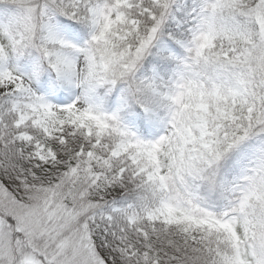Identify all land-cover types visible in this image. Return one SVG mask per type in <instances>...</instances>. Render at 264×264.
Returning a JSON list of instances; mask_svg holds the SVG:
<instances>
[{"label":"snow or ice","instance_id":"obj_1","mask_svg":"<svg viewBox=\"0 0 264 264\" xmlns=\"http://www.w3.org/2000/svg\"><path fill=\"white\" fill-rule=\"evenodd\" d=\"M0 264H264V0H0Z\"/></svg>","mask_w":264,"mask_h":264}]
</instances>
